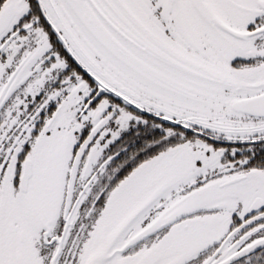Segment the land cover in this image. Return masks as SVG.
I'll use <instances>...</instances> for the list:
<instances>
[{
    "label": "snow or ice",
    "instance_id": "snow-or-ice-1",
    "mask_svg": "<svg viewBox=\"0 0 264 264\" xmlns=\"http://www.w3.org/2000/svg\"><path fill=\"white\" fill-rule=\"evenodd\" d=\"M0 264H264V0H0Z\"/></svg>",
    "mask_w": 264,
    "mask_h": 264
}]
</instances>
